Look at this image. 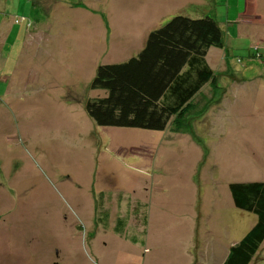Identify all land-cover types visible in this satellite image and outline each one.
Returning <instances> with one entry per match:
<instances>
[{"label":"rangeland","instance_id":"1","mask_svg":"<svg viewBox=\"0 0 264 264\" xmlns=\"http://www.w3.org/2000/svg\"><path fill=\"white\" fill-rule=\"evenodd\" d=\"M175 15L211 16L222 31L223 48L205 55L220 88L211 106L187 133L97 127L84 112L103 94L89 89L96 67L136 55ZM0 43V264H109L85 246L101 234L139 241L150 201L180 187L197 190L201 214L231 211L220 240L246 232L253 214L227 186L264 181V0H0ZM83 184L76 207L64 188ZM160 249L181 264L175 245ZM133 252L108 262L139 264ZM255 258L264 264V241Z\"/></svg>","mask_w":264,"mask_h":264},{"label":"trees","instance_id":"2","mask_svg":"<svg viewBox=\"0 0 264 264\" xmlns=\"http://www.w3.org/2000/svg\"><path fill=\"white\" fill-rule=\"evenodd\" d=\"M210 48H223L222 31L213 17L173 16L147 33L136 55L96 67L89 89L103 94L85 101L86 116L100 128L160 132L169 125L172 133L189 132L220 91L205 61ZM206 85L208 95L202 93ZM227 189L233 206L256 221L230 247L222 264H250L264 241V181L232 182ZM99 220L104 221L102 214ZM125 222L120 218L116 226ZM139 222L146 225L145 215ZM130 238L137 241L134 234Z\"/></svg>","mask_w":264,"mask_h":264},{"label":"crops","instance_id":"3","mask_svg":"<svg viewBox=\"0 0 264 264\" xmlns=\"http://www.w3.org/2000/svg\"><path fill=\"white\" fill-rule=\"evenodd\" d=\"M22 27L25 29L24 27H26V25ZM5 89V87L0 88V96L4 94ZM99 185L98 191L109 190L111 188L104 184ZM13 188L15 189L14 191H16V187L13 186ZM25 190H27L26 187ZM64 191H66L68 193L67 195L70 197L75 195L74 205L77 207V202L83 193L87 192V187L84 185L83 188H64ZM128 191L130 190L128 189ZM131 191L132 193L135 191L134 187L131 188ZM174 192L169 195L168 199L163 195L154 202L149 200V208L145 211V231L139 238V241L122 240L118 235L115 236L114 233L112 234V238H109L105 234H101L100 238L98 239L97 236L95 240L97 247L84 245L85 249L88 247L92 254L98 256L100 260L103 258L105 263L109 264L112 262L114 251L117 249L120 250L124 246H126V249H132L134 251L133 253L139 264L140 261L144 262V257H146L147 254H150L152 251L154 254L157 251L161 254L155 255L154 257L152 256L147 260L157 259V264H169L168 258L161 251L160 247L175 245L178 254L176 260L181 264H222L226 259L230 247L236 244L256 221L253 215V218L250 220L251 224L249 228L238 241H230L229 239L226 241L225 239L220 240L219 236L221 234L225 236L232 228L234 218L231 215V211L229 209L225 210L219 208L215 215L210 216L209 211L203 209V214H201L200 202L196 197L197 190L191 198L189 197L190 193H183L181 187L178 191L175 189ZM173 214H175V218L172 216ZM172 222H175V232L173 235L169 230H166L165 226L166 223ZM68 233L69 235L72 234L69 231ZM101 238L103 240L100 246H98V242ZM153 240H156L157 243ZM139 242H141V245H139ZM81 244L83 243L81 242ZM107 256H111L112 258L108 260ZM255 261L256 258L254 256L250 264H253Z\"/></svg>","mask_w":264,"mask_h":264}]
</instances>
